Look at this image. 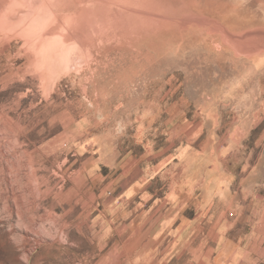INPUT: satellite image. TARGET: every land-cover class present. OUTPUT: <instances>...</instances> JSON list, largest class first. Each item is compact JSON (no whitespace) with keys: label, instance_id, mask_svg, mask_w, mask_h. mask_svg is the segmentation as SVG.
Listing matches in <instances>:
<instances>
[{"label":"rangeland","instance_id":"obj_1","mask_svg":"<svg viewBox=\"0 0 264 264\" xmlns=\"http://www.w3.org/2000/svg\"><path fill=\"white\" fill-rule=\"evenodd\" d=\"M100 1L0 0V264H147L113 202L133 157L213 152L264 195V0Z\"/></svg>","mask_w":264,"mask_h":264},{"label":"crops","instance_id":"obj_2","mask_svg":"<svg viewBox=\"0 0 264 264\" xmlns=\"http://www.w3.org/2000/svg\"><path fill=\"white\" fill-rule=\"evenodd\" d=\"M184 155L163 169V153L154 162L142 155L129 161L126 182L139 188L123 189L113 198L129 206L119 229L128 254L141 248L137 260L147 264L262 261L264 218L258 203L263 204V193L249 195L242 186L233 187L226 173L216 171L213 152L207 157L187 150ZM249 198L256 208L251 213Z\"/></svg>","mask_w":264,"mask_h":264},{"label":"bare ground","instance_id":"obj_3","mask_svg":"<svg viewBox=\"0 0 264 264\" xmlns=\"http://www.w3.org/2000/svg\"><path fill=\"white\" fill-rule=\"evenodd\" d=\"M58 1V0H57ZM74 1V0H73ZM79 0H76V2H78ZM82 1V0H81ZM62 2V3H61ZM60 3L61 4H63V1H61ZM97 2V1H96ZM95 2V7H97V6H101V5H99L100 4V0H98V3H96ZM57 4V5H59V6H61V4ZM65 5V4H64ZM66 7V9L67 8H69L68 6H65ZM98 8V7H97ZM54 9V11H55V8H53ZM69 10H71L70 8H69ZM52 11V10H51ZM58 11V10H57ZM83 11V10H82ZM49 12V11H48ZM53 12V11H52ZM14 13V12H13ZM52 14V13H51ZM50 14V15H51ZM69 14V15H68ZM77 14V13H76ZM62 15V14H61ZM65 15H68V17L66 18L65 17V19H69L68 20V22H66V21H64V20H62L61 19V17H60V15H58V18H56V19H58L56 22V24L54 23V25H51V27L53 28V31L54 32H57L58 30L59 31H61V32H63V34H65V32L67 31H69V28L72 26V24H75L76 22H77V20L76 19H74V15H75V11H70V12H68L67 14H65ZM140 15H142V14H140ZM145 15V14H144ZM11 16V15H10ZM77 17V16H76ZM84 17V16H83ZM62 18H64V17H62ZM129 18V17H128ZM49 20V19H48ZM31 21V20H30ZM60 21H62V22H60ZM124 21V22H123ZM123 21H118V19H115L114 17H111V18H109L108 19V22H107V24H102L101 26H100V28H101V30H103V31H107V38H108V40H111V37H113V36H115L116 37V35L120 32V31H127L128 32V29L130 28V20L128 21V20H126V18H124V20ZM41 22H43V21H41ZM60 22V23H59ZM44 23V22H43ZM119 23H122L121 25H119ZM137 23V22H136ZM20 25V24H19ZM133 25V24H132ZM24 27V26H23ZM28 28V27H27ZM23 30V29H22ZM84 29H82V31H83ZM16 31V30H15ZM26 31V30H25ZM60 32V33H61ZM27 33V32H26ZM47 33H48V31H47ZM59 33V34H60ZM97 33V32H96ZM99 33V32H98ZM105 33V32H104ZM104 33H102L104 36H105V34ZM23 34V33H22ZM113 35V36H112ZM106 37V36H105ZM28 175V178L29 179H31V177L29 176L30 174H27ZM33 178H34V176H35V180L37 181L39 178L37 177V174L34 172V174H32L31 175ZM41 178V177H40ZM43 179V178H42ZM48 181V180H47ZM39 182V181H38ZM44 184V183H43ZM51 187V186H50ZM51 189L49 188V189H47V192L48 191H50Z\"/></svg>","mask_w":264,"mask_h":264}]
</instances>
